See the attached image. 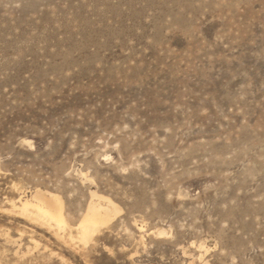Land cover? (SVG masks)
Here are the masks:
<instances>
[{
	"label": "rangeland",
	"instance_id": "1",
	"mask_svg": "<svg viewBox=\"0 0 264 264\" xmlns=\"http://www.w3.org/2000/svg\"><path fill=\"white\" fill-rule=\"evenodd\" d=\"M36 188L122 211L83 246L6 210ZM200 252L264 264V0H0V264Z\"/></svg>",
	"mask_w": 264,
	"mask_h": 264
},
{
	"label": "bare ground",
	"instance_id": "2",
	"mask_svg": "<svg viewBox=\"0 0 264 264\" xmlns=\"http://www.w3.org/2000/svg\"><path fill=\"white\" fill-rule=\"evenodd\" d=\"M82 175L87 179L86 174L82 173ZM14 184L13 186L16 185ZM87 201L85 209L74 224H71L67 218L65 203L61 195L47 189L43 190L41 188H36L31 195L26 198L20 196L17 199H8L6 203L9 205V208L6 207V210L31 223L38 224L41 227L51 230L56 236L63 240L67 239L69 242L75 243L77 241L85 246L93 241L95 234L98 233L102 227L109 226L113 223L115 218L122 211L121 207L110 196L102 194L96 189L89 190V198ZM135 224L137 225L136 222ZM138 228L140 231L144 230L143 225ZM156 231L158 235L168 234V231L165 229H158ZM23 232L22 230V233ZM20 234L21 233H19V235ZM7 241L16 242L17 240L8 235ZM30 242H33L35 247L38 245L37 239H34L33 236ZM199 248L202 249L201 251L207 252V247L205 245L200 244ZM198 256L201 264H208L206 259H203L204 253L200 252Z\"/></svg>",
	"mask_w": 264,
	"mask_h": 264
}]
</instances>
